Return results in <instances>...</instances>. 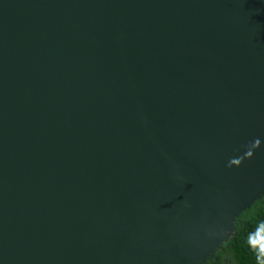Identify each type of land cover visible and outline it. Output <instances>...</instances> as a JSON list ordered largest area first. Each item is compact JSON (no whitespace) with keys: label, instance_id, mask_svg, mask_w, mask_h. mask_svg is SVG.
I'll return each mask as SVG.
<instances>
[{"label":"water","instance_id":"95a60500","mask_svg":"<svg viewBox=\"0 0 264 264\" xmlns=\"http://www.w3.org/2000/svg\"><path fill=\"white\" fill-rule=\"evenodd\" d=\"M263 195L264 0H0V264H206Z\"/></svg>","mask_w":264,"mask_h":264},{"label":"trees","instance_id":"16d2710c","mask_svg":"<svg viewBox=\"0 0 264 264\" xmlns=\"http://www.w3.org/2000/svg\"><path fill=\"white\" fill-rule=\"evenodd\" d=\"M235 235L211 264H264V195L235 220Z\"/></svg>","mask_w":264,"mask_h":264},{"label":"bare ground","instance_id":"6f19581e","mask_svg":"<svg viewBox=\"0 0 264 264\" xmlns=\"http://www.w3.org/2000/svg\"><path fill=\"white\" fill-rule=\"evenodd\" d=\"M257 191H258V188H256L255 193H256ZM230 231H231L230 228H227L226 230H224V233L221 235V238H224L225 235H227L228 233H230ZM203 257H204V256H203ZM203 257H202L201 261L204 259ZM199 262H200V261H199ZM199 262H198V263H199Z\"/></svg>","mask_w":264,"mask_h":264},{"label":"flooded vegetation","instance_id":"af4514ba","mask_svg":"<svg viewBox=\"0 0 264 264\" xmlns=\"http://www.w3.org/2000/svg\"><path fill=\"white\" fill-rule=\"evenodd\" d=\"M213 260H218V258L215 256V254H214L213 258L210 261H208L206 264H211Z\"/></svg>","mask_w":264,"mask_h":264}]
</instances>
